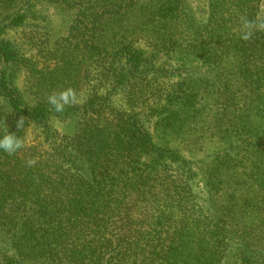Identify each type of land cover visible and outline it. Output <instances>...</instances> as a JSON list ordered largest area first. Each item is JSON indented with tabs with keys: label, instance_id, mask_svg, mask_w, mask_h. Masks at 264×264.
I'll list each match as a JSON object with an SVG mask.
<instances>
[{
	"label": "trees",
	"instance_id": "16d2710c",
	"mask_svg": "<svg viewBox=\"0 0 264 264\" xmlns=\"http://www.w3.org/2000/svg\"><path fill=\"white\" fill-rule=\"evenodd\" d=\"M205 3L0 0V264H264V0Z\"/></svg>",
	"mask_w": 264,
	"mask_h": 264
},
{
	"label": "clouds",
	"instance_id": "9594fccd",
	"mask_svg": "<svg viewBox=\"0 0 264 264\" xmlns=\"http://www.w3.org/2000/svg\"><path fill=\"white\" fill-rule=\"evenodd\" d=\"M253 25L248 20H243L241 25V39L248 40L251 36V29ZM258 27L264 28V23L259 24ZM49 103L54 107L56 112H62L66 105L75 104L77 102L76 93L72 89L61 91L58 94H53L48 98ZM23 123V118L17 121L16 127H19ZM24 147V141L15 135L13 132H9L0 136V151L13 155ZM35 164V160H29L28 165Z\"/></svg>",
	"mask_w": 264,
	"mask_h": 264
},
{
	"label": "rangeland",
	"instance_id": "374dc122",
	"mask_svg": "<svg viewBox=\"0 0 264 264\" xmlns=\"http://www.w3.org/2000/svg\"><path fill=\"white\" fill-rule=\"evenodd\" d=\"M189 6L192 9V14L195 18H203L205 19L206 17V3L205 0H189ZM65 16L62 15H57L55 12H50L49 13V20L52 24L53 28V34L55 37H62L65 35V25L63 24L65 22ZM32 53V52H31ZM195 65V64H193ZM55 127L58 128L59 130H62L64 132L69 131L71 129L70 126H65L60 122L55 123ZM152 132H153V125H152ZM200 185L194 190L195 196L199 202L200 205H205L206 201V194L204 192V187L201 183Z\"/></svg>",
	"mask_w": 264,
	"mask_h": 264
}]
</instances>
